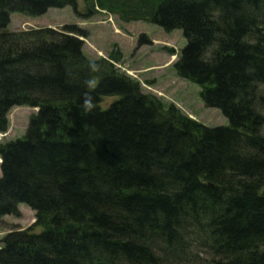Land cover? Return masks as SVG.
<instances>
[{
	"label": "trees",
	"instance_id": "1",
	"mask_svg": "<svg viewBox=\"0 0 264 264\" xmlns=\"http://www.w3.org/2000/svg\"><path fill=\"white\" fill-rule=\"evenodd\" d=\"M83 3L0 0V133L13 106L37 108L0 142V216L35 214L1 238L0 264H264V0ZM65 6L181 29L174 71L228 124L165 108L113 66L117 49L89 59L76 24L7 29L11 12Z\"/></svg>",
	"mask_w": 264,
	"mask_h": 264
},
{
	"label": "rangeland",
	"instance_id": "2",
	"mask_svg": "<svg viewBox=\"0 0 264 264\" xmlns=\"http://www.w3.org/2000/svg\"><path fill=\"white\" fill-rule=\"evenodd\" d=\"M77 9L84 12L83 0H77ZM67 24H76L85 30L82 51L91 60L109 58L113 49L121 53L113 66L137 81L143 92L153 94L165 108L174 106L183 115L208 126L227 125V118L214 107H207L200 97V87L180 78L173 68L181 48L186 44L181 29L165 31L147 21H125L116 14L100 10L89 17L81 16L71 6L49 8L39 16L10 13L7 29L20 31L51 27L61 30ZM143 35L149 42L138 44ZM111 98H107L106 102ZM37 108L27 105L13 106L8 112V128L0 133V142L15 139L24 134L29 116ZM19 215L0 216V240L10 230L24 229L33 225L34 211L25 203L18 204ZM34 230L39 228L34 226ZM1 244V243H0Z\"/></svg>",
	"mask_w": 264,
	"mask_h": 264
},
{
	"label": "clouds",
	"instance_id": "3",
	"mask_svg": "<svg viewBox=\"0 0 264 264\" xmlns=\"http://www.w3.org/2000/svg\"><path fill=\"white\" fill-rule=\"evenodd\" d=\"M91 71H96L95 68H91ZM84 86L89 90L85 93L83 103L81 105V109L85 114H88L95 110L96 103L95 98L91 96V91L95 90L96 88V81L94 78H89L85 80Z\"/></svg>",
	"mask_w": 264,
	"mask_h": 264
}]
</instances>
